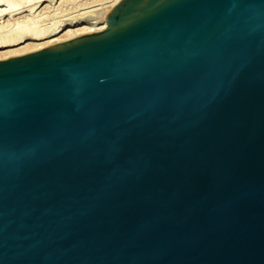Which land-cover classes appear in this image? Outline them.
Here are the masks:
<instances>
[{
  "label": "water",
  "instance_id": "obj_1",
  "mask_svg": "<svg viewBox=\"0 0 264 264\" xmlns=\"http://www.w3.org/2000/svg\"><path fill=\"white\" fill-rule=\"evenodd\" d=\"M0 264H264V0L0 59Z\"/></svg>",
  "mask_w": 264,
  "mask_h": 264
},
{
  "label": "bare ground",
  "instance_id": "obj_2",
  "mask_svg": "<svg viewBox=\"0 0 264 264\" xmlns=\"http://www.w3.org/2000/svg\"><path fill=\"white\" fill-rule=\"evenodd\" d=\"M44 1L46 0H0V17H2L3 14L10 16V18H7L8 20H6L5 23L0 24V48L1 49L7 48V50L2 52V58L0 59H4L19 54L21 55V53H25L27 51L30 52L35 51L43 47L71 39L73 37H76L84 33L102 30L107 25L108 12L120 0H109L107 4H106L107 0L106 1L104 0L105 4L101 3L100 0H97L98 4L99 2L101 3L100 5L101 8L99 5H97L96 7L98 9H96V7H95L96 10L93 8L92 9L93 13L91 12L92 10H90V12L87 11L88 13L85 11L86 14L81 13V15H79V12H81L82 10L81 9L78 12V15H75L77 12L74 14V16H70V17L68 14H66V17L68 16L69 18H66L64 20H59L58 18H57L58 20L55 19V15H59L62 12L58 10L60 13L56 14V12H58L56 9H58L59 6L54 5L57 8L56 9L53 8L55 11L54 12L55 15L53 19L55 20L53 21L51 15L49 16L51 17V21H53V22L50 21L51 23L49 21H48L49 23H46L47 21L45 22V20L47 19L46 17L48 16L47 13L49 12L47 10H51L50 7H52V3L55 4L58 2V0H52V2L50 3L51 5L47 4L48 6L47 5L46 7L43 6L45 9L49 8L46 11H43L44 9L42 10L40 7L41 9L40 11V9L37 8V5L43 3ZM76 1L77 0H62L60 2V5L64 4L65 6L66 4L68 5V7L69 5L75 7ZM93 2L89 3V5L94 4ZM85 3L83 2L82 5L79 7L82 8L85 7L88 4L87 3L85 5ZM83 4L85 6H83ZM102 4L104 5L102 6ZM76 5L78 6L79 4L77 3ZM53 9L50 12H52ZM24 11L26 12L28 11V13L24 17H18V18L16 17L17 16L16 14H20V13L23 16ZM64 11L65 9H63V12ZM11 16H14L16 18L14 17L12 18ZM58 17H60V19H63V17L65 18V16H63L62 18L61 16ZM28 39L31 40V42L25 44V42ZM20 44H25V45L19 47L18 45Z\"/></svg>",
  "mask_w": 264,
  "mask_h": 264
},
{
  "label": "rangeland",
  "instance_id": "obj_3",
  "mask_svg": "<svg viewBox=\"0 0 264 264\" xmlns=\"http://www.w3.org/2000/svg\"><path fill=\"white\" fill-rule=\"evenodd\" d=\"M49 1H50V2H49ZM61 1H62V0H58L57 3H55V4L52 3V7H50L51 10H52L53 8H54V9L57 8V7H55V6H59L58 9H56V10H57V11L59 10V11H61L62 13H60V12L58 11V12H56V14H57V13H58V14L60 13L61 15H60V14H59V15H55V14H54V12H55L54 9H53L52 12H50L51 10H47V9H49V8H47V9L44 8V7H46L47 4L49 5V4L52 2V0H46V1L43 2L44 4H43V3H40L39 5H37V8L40 9V7H41L42 10L44 9L43 11H46V10L49 11V12L47 13V14H48V16L46 17L47 19L45 18V19H46L45 22L47 21L46 23H49V22L51 21V17H52V20L54 21L55 19H56V20H58V19H59V20H64V19H66V18H69L70 16H74V14H75L76 12H77V13H76L75 15H78V12H79L81 9H82V10H81V12H79V15H81V13H82V14H86L85 11H86V12H87V11L90 12V10H92L93 8L95 9V7H96L97 5L100 6L101 3H104V4H105V1H106V0H105V1H104V0H102V1L100 0L101 3L99 2V4H98V1H97V0H94V2H93V0H92V1H89V0H87V1H86V0H77L78 2L76 1V4L78 3L79 5L77 6V5L75 4V7H76V8H75L74 6H71V5H69V7H68V5H66V4H65V6H64V4H62V5H63V6H62V5H60V2H61ZM88 1H89V2H88ZM95 1H96V3H95ZM103 1H104V2H103ZM108 1H109V0L106 1V4H107ZM54 2H55V1H54ZM83 2H84V3L86 2L85 5L88 3V4H87L88 6L86 5V6H87V7H86V6L83 4V6H85V7H83V8H82V7H79V6L82 5ZM92 2H93L94 4H90V5H89V3H92ZM42 4H43V5H42ZM95 4H96V5H95ZM104 4H102V6H103ZM41 5H42V6H41ZM48 5H47V6H48ZM50 5H51V4H50ZM54 5H55V6H54ZM94 5H95V6H94ZM43 6H44V7H43ZM99 6H98V7H99ZM60 7H61V9H60ZM62 7H63V8H62ZM72 7H74L75 9L72 8ZM77 7H78L79 9H78ZM68 8H69V9L71 8V9H70V12H69V9H68ZM100 8H101V6H100ZM41 9H40V11H41ZM63 9H65V11H64L65 13L63 12ZM66 9H67V11H66ZM73 9H74V10H73ZM96 9H98V8L96 7ZM96 9H95V10H96ZM25 10H26V8H25ZM71 10H72V12H71ZM95 10H94V11H95ZM38 12H39V10H38ZM91 12L93 13V10H92ZM27 13H28V11H27V12L24 11V15H23V16L21 15V13H20V14H16L17 16H16V15H14V16H16L17 18H18V17H24ZM50 13H51V14H50ZM70 13H72L73 15L70 14ZM87 13H88V12H87ZM92 13H91V14H92ZM22 14H23V12H22ZM52 14H53V16H52ZM66 14H68L69 17H68V16L66 17ZM18 15H19V16H18ZM50 15H51V17H49ZM54 15H55V19H53V18H54ZM7 16H8V15L3 14L2 17H0V24L5 23V21L8 20L7 18H10V16H8V17H7ZM14 16H11V17L13 18ZM58 16H61V18H62L63 16H65V18L63 17V19H60V17H58ZM16 17H14V18H16ZM48 18H49L50 20H49ZM57 18H58V19H57ZM48 21H49V22H48ZM53 21H51V22H53ZM51 22H50V23H51ZM28 42L30 43L31 40L28 39V40L25 42V44H28ZM25 44H20V45H18V46L21 47V46H23V45H25ZM5 50H7V48H4V49H3V48H2V49L0 48V58H2V52H4ZM27 52H30V51H27ZM27 52H25V53H27ZM21 54H24V53H21ZM19 55H20V54H19Z\"/></svg>",
  "mask_w": 264,
  "mask_h": 264
}]
</instances>
